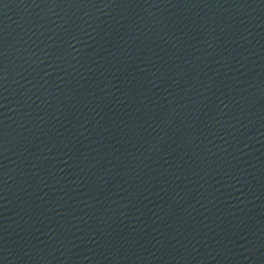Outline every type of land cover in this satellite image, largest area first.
I'll use <instances>...</instances> for the list:
<instances>
[{
	"label": "water",
	"instance_id": "1",
	"mask_svg": "<svg viewBox=\"0 0 264 264\" xmlns=\"http://www.w3.org/2000/svg\"><path fill=\"white\" fill-rule=\"evenodd\" d=\"M0 264H264V0H0Z\"/></svg>",
	"mask_w": 264,
	"mask_h": 264
}]
</instances>
